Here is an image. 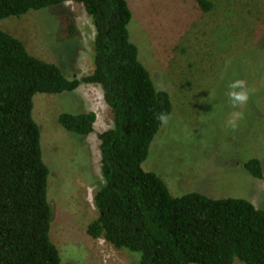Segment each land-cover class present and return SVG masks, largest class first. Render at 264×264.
I'll return each instance as SVG.
<instances>
[{
    "label": "rangeland",
    "instance_id": "obj_1",
    "mask_svg": "<svg viewBox=\"0 0 264 264\" xmlns=\"http://www.w3.org/2000/svg\"><path fill=\"white\" fill-rule=\"evenodd\" d=\"M210 1L212 8L204 11L197 0H127L139 59L172 101L169 122L155 135L142 167L162 177L175 196L196 191L243 198L262 209L264 179L245 164L258 158L264 175V0ZM0 28L69 79L94 70L95 24L82 5L67 2L4 17ZM236 79L245 80L250 93L239 108L227 96ZM33 101L50 170V238L61 264H139L138 252L117 249L87 231L98 217L95 193L105 183L100 133L114 125L102 87L82 83L73 91L39 92ZM89 111L97 113L90 135L67 131L59 122L62 113ZM237 111L243 116L234 129L227 122ZM233 264L245 263L236 258Z\"/></svg>",
    "mask_w": 264,
    "mask_h": 264
},
{
    "label": "trees",
    "instance_id": "obj_2",
    "mask_svg": "<svg viewBox=\"0 0 264 264\" xmlns=\"http://www.w3.org/2000/svg\"><path fill=\"white\" fill-rule=\"evenodd\" d=\"M67 2L82 5L95 24L94 70L82 78H67L0 28V264L62 262L50 238V170L33 98L82 83L100 85L114 114V125L100 133L105 183L94 196L98 217L88 226L91 237L138 252L139 264H233L236 258L264 264V208L196 191L175 196L162 177L143 169L162 125L157 114H170L172 101L139 59L127 0H0V19ZM197 2L204 11L213 6L210 0ZM69 27L75 34L72 20ZM96 120L95 111L59 117L64 129L83 136L94 132ZM245 168L264 179L258 158Z\"/></svg>",
    "mask_w": 264,
    "mask_h": 264
},
{
    "label": "clouds",
    "instance_id": "obj_3",
    "mask_svg": "<svg viewBox=\"0 0 264 264\" xmlns=\"http://www.w3.org/2000/svg\"><path fill=\"white\" fill-rule=\"evenodd\" d=\"M228 87H229V91L227 92V96H228L229 101L231 102V105L233 108H239V107L247 104L249 97H250V93H249V90L247 88V82L245 80L236 79V80L230 82ZM210 99H214L212 94H211ZM242 116H243L242 112H240V111L234 112L227 123L232 128L235 129L237 127V121L239 119H241ZM157 119L162 124L167 125L170 117L164 113H159V114H157ZM137 259H139V257Z\"/></svg>",
    "mask_w": 264,
    "mask_h": 264
}]
</instances>
